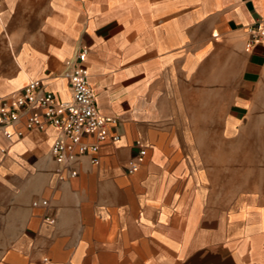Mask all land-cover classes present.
<instances>
[{
	"label": "crops",
	"instance_id": "0c3cea01",
	"mask_svg": "<svg viewBox=\"0 0 264 264\" xmlns=\"http://www.w3.org/2000/svg\"><path fill=\"white\" fill-rule=\"evenodd\" d=\"M263 14L264 0H1L0 99L34 79L72 101L66 62L87 48L120 141L102 143L99 165L82 156L69 178L51 153L55 128L0 129V264H135V246H160L177 264H264V175L233 181L223 200L188 175L185 106L228 94L227 134L264 133V109H252L264 47L247 50V26ZM137 141L147 154L131 174Z\"/></svg>",
	"mask_w": 264,
	"mask_h": 264
},
{
	"label": "built area",
	"instance_id": "2783aa9c",
	"mask_svg": "<svg viewBox=\"0 0 264 264\" xmlns=\"http://www.w3.org/2000/svg\"><path fill=\"white\" fill-rule=\"evenodd\" d=\"M247 34V50L258 45L264 47V14L247 26ZM88 52L87 48H83L74 59L66 62L72 101H59L52 92L42 87L40 81L34 79L18 93L0 99V129L5 137H23L29 131H44L48 127L58 131L51 153L58 163L64 165L69 178L78 175L76 164L82 156L90 155L92 163L99 165L102 143L108 138L114 142L120 141V135L113 133L119 124L118 119L104 115L98 108L86 66ZM137 145L139 152L128 164L131 174L139 170L147 154L140 141H137ZM60 179H65V176H60ZM43 204L47 205L48 202L43 201ZM45 220L50 224L55 223L50 216H45ZM44 262L48 264L49 259L45 258Z\"/></svg>",
	"mask_w": 264,
	"mask_h": 264
},
{
	"label": "rangeland",
	"instance_id": "374dc122",
	"mask_svg": "<svg viewBox=\"0 0 264 264\" xmlns=\"http://www.w3.org/2000/svg\"><path fill=\"white\" fill-rule=\"evenodd\" d=\"M263 98L264 94L252 109H264ZM185 106L189 115L186 129L188 175L203 178L208 191L212 187L219 191L220 200L226 199L233 181L237 189L245 180L260 181L264 175V133H259L258 125H254L237 130L234 135L227 134L224 127L229 124L228 116L232 112L231 96L225 94L217 101L214 93L207 92L203 101L188 102ZM239 126H245L242 118ZM173 200L178 207L181 199ZM163 250L160 246H135V264H177V255L159 256Z\"/></svg>",
	"mask_w": 264,
	"mask_h": 264
}]
</instances>
